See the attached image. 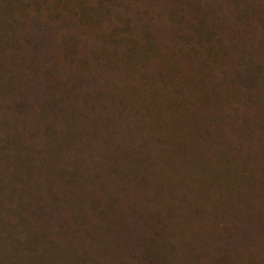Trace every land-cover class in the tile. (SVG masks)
Instances as JSON below:
<instances>
[{
  "label": "trees",
  "instance_id": "trees-1",
  "mask_svg": "<svg viewBox=\"0 0 264 264\" xmlns=\"http://www.w3.org/2000/svg\"><path fill=\"white\" fill-rule=\"evenodd\" d=\"M0 264H264V0H0Z\"/></svg>",
  "mask_w": 264,
  "mask_h": 264
}]
</instances>
